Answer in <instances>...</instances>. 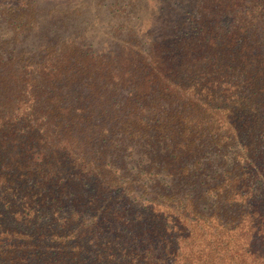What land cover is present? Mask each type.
<instances>
[{
    "label": "trees",
    "instance_id": "obj_1",
    "mask_svg": "<svg viewBox=\"0 0 264 264\" xmlns=\"http://www.w3.org/2000/svg\"><path fill=\"white\" fill-rule=\"evenodd\" d=\"M171 2L151 42L0 39V264H264V0Z\"/></svg>",
    "mask_w": 264,
    "mask_h": 264
},
{
    "label": "rangeland",
    "instance_id": "obj_2",
    "mask_svg": "<svg viewBox=\"0 0 264 264\" xmlns=\"http://www.w3.org/2000/svg\"><path fill=\"white\" fill-rule=\"evenodd\" d=\"M38 1L39 20L20 41L14 40L11 29L0 17V39L5 53L10 54L15 48L18 53L27 52L32 57L30 59L34 60L41 54L44 44L78 35L89 45L107 49L121 44L131 35V30H134V34L142 38V41L151 42L152 39H157L161 32L160 24L163 23L164 15L175 13L171 2L173 0H170V4L168 0ZM187 2L188 0H182L184 11L188 9ZM160 6L164 8L158 11ZM65 8H70V12H58ZM162 11L163 15H160ZM179 15L176 13V17ZM181 15L183 16V13Z\"/></svg>",
    "mask_w": 264,
    "mask_h": 264
}]
</instances>
